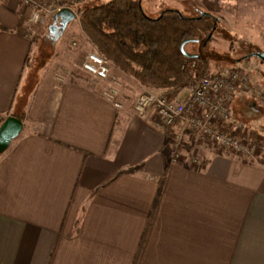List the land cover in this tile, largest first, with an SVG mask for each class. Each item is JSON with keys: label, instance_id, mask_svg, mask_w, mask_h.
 Returning <instances> with one entry per match:
<instances>
[{"label": "crops", "instance_id": "crops-1", "mask_svg": "<svg viewBox=\"0 0 264 264\" xmlns=\"http://www.w3.org/2000/svg\"><path fill=\"white\" fill-rule=\"evenodd\" d=\"M29 11L0 0V124L22 121L0 154V264H264V166L187 137L173 160L169 134L133 111L146 88L131 77L111 68L117 109L70 66V42L36 66L17 32ZM231 108L263 124L253 98Z\"/></svg>", "mask_w": 264, "mask_h": 264}, {"label": "built area", "instance_id": "built-area-1", "mask_svg": "<svg viewBox=\"0 0 264 264\" xmlns=\"http://www.w3.org/2000/svg\"><path fill=\"white\" fill-rule=\"evenodd\" d=\"M17 1L30 9L28 22L32 24L67 7L65 0ZM194 66L195 62H192L191 67ZM79 69L98 87L104 100L123 109L122 86L118 78L111 75V63L107 57L88 51ZM238 94L253 98L264 108V86L253 82L244 70L230 67L220 72L207 70L199 74L189 93L179 101L143 89L134 97L132 109L140 117L151 112L153 125L169 134L173 160L180 156L183 136L190 133L191 139L199 143L209 142L228 154L258 161L264 156V128L258 135L253 134L245 122L233 115L231 104ZM193 161L198 162V159L193 158Z\"/></svg>", "mask_w": 264, "mask_h": 264}, {"label": "trees", "instance_id": "trees-1", "mask_svg": "<svg viewBox=\"0 0 264 264\" xmlns=\"http://www.w3.org/2000/svg\"><path fill=\"white\" fill-rule=\"evenodd\" d=\"M76 13L90 51L104 55L111 67L140 86L164 94L168 100L179 101L180 93L185 89L189 92L195 77L208 70V61L202 54L188 52L184 46L189 54L198 55L188 58L182 54L180 44L186 39H197L188 42L191 44L203 42L214 27L210 15L189 18L178 11L165 10L151 17L138 0L103 1L79 7ZM17 32L30 39L23 20ZM252 133L256 134L254 130ZM257 163L264 166V157Z\"/></svg>", "mask_w": 264, "mask_h": 264}, {"label": "rangeland", "instance_id": "rangeland-1", "mask_svg": "<svg viewBox=\"0 0 264 264\" xmlns=\"http://www.w3.org/2000/svg\"><path fill=\"white\" fill-rule=\"evenodd\" d=\"M40 1L47 2L49 0ZM103 1L108 0H65L64 3L65 6L70 7L76 13L79 7L83 9ZM138 1L143 11L151 17H156L165 10H175L189 18H194L201 14L210 15L214 19V27L210 38L205 43L206 39L198 44L188 43V45H184L186 51L202 54L208 61L209 72H220L230 67H235L248 73L253 82L264 86V0H223V3L220 0ZM30 12L26 15L24 25L30 30L29 36L32 44H34L31 55L35 56L33 62L36 66L47 57L53 56L55 44L59 45L60 43L70 42L71 54L68 56L71 63L70 66L74 70H79L78 72L81 75L85 74L79 69V66L85 54L90 50L85 49L87 46L80 39L70 41L74 36L73 33L75 30L78 31V27L80 26V23H78L79 25L77 24V13L75 19L70 21L66 29L55 39L49 33V26L52 24L53 15L44 16L42 21L32 24L28 22ZM254 52L259 53L261 58L253 55L244 58V56ZM111 75L119 80V77L112 69ZM188 93V90H183L181 97ZM262 117H264V113ZM261 123L264 124V120ZM251 126L248 125L251 129L250 132L252 133V130H254L257 135L264 128L262 124L258 125L255 129ZM186 137L195 143L198 142L191 139L192 135L190 133L185 134L180 145L182 149H186L187 145H189L188 141L185 142ZM204 143L210 144L209 142L201 144ZM215 148L219 150L217 147Z\"/></svg>", "mask_w": 264, "mask_h": 264}, {"label": "water", "instance_id": "water-1", "mask_svg": "<svg viewBox=\"0 0 264 264\" xmlns=\"http://www.w3.org/2000/svg\"><path fill=\"white\" fill-rule=\"evenodd\" d=\"M207 14H201L200 16H204ZM76 13L68 8H62L57 11L52 17V24L49 26V32L54 38H58L61 32L66 28L67 24L75 19ZM211 33L207 36L204 43L210 38ZM197 39H186L181 42L180 50L182 54L188 58L197 57V54H189L184 50V45L188 42H195ZM260 55V54H259ZM261 57V55H260ZM22 129V121L14 116H7L3 122L0 124V154L9 146L10 142L19 135Z\"/></svg>", "mask_w": 264, "mask_h": 264}, {"label": "flooded vegetation", "instance_id": "flooded-vegetation-1", "mask_svg": "<svg viewBox=\"0 0 264 264\" xmlns=\"http://www.w3.org/2000/svg\"><path fill=\"white\" fill-rule=\"evenodd\" d=\"M249 55H253V56H255V57H260L259 53H257V52L250 53Z\"/></svg>", "mask_w": 264, "mask_h": 264}]
</instances>
